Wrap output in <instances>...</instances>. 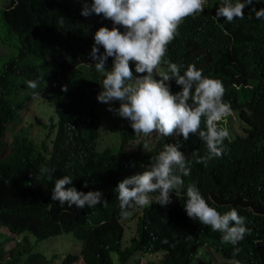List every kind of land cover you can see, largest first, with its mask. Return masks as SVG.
<instances>
[{
  "label": "trees",
  "instance_id": "obj_1",
  "mask_svg": "<svg viewBox=\"0 0 264 264\" xmlns=\"http://www.w3.org/2000/svg\"><path fill=\"white\" fill-rule=\"evenodd\" d=\"M207 1V28L199 16L185 19L165 59L183 65L181 74L195 64L205 77L223 83L224 101L232 108V116L219 125L229 131L224 155L206 166L193 163L191 174L183 178L184 188L170 193L167 206L156 204L158 194L153 193L152 204L129 209L135 222L127 229L131 232L127 237H123L126 218L120 215L115 191L118 183L146 170L168 142L156 133L150 138L135 134L123 118L109 126L98 113L103 104L97 96L104 77L90 66L94 64L91 51L95 32L100 27L111 30L112 22L95 14L81 15L85 3L90 6L92 0L2 1L0 229L5 233L0 232V264H47L32 249L36 242L62 234L78 240L80 248L77 254H66L61 264H140L142 255L158 252L161 259L152 264L227 260L213 233L187 216L184 205L189 184L196 185L209 206L221 214L237 208L264 249V19L256 20L251 11L264 4L259 0L246 6L245 18L229 23L215 18L216 0ZM218 43L222 56L213 52ZM111 67L109 58L106 70ZM30 80L39 82L36 90L27 87ZM169 86L173 94L181 91L174 80ZM40 101L51 105L53 112L46 120L33 116L23 128L20 112L27 103ZM15 125L17 130L9 133ZM36 126L43 133L32 138L28 131ZM112 127L110 135L104 136ZM179 139L188 159L193 152L207 154L198 134L187 142ZM133 140H137L134 148ZM42 166L51 170V180L47 174L41 177ZM64 176L73 179L78 191L102 192L107 205L78 209L52 201L55 181ZM259 246L260 242L252 248Z\"/></svg>",
  "mask_w": 264,
  "mask_h": 264
},
{
  "label": "clouds",
  "instance_id": "obj_2",
  "mask_svg": "<svg viewBox=\"0 0 264 264\" xmlns=\"http://www.w3.org/2000/svg\"><path fill=\"white\" fill-rule=\"evenodd\" d=\"M258 2L259 0H216L215 7L218 9L215 18L219 20L223 17L222 21L229 23L236 18L244 19L245 7ZM207 10V0H92L90 6L85 3L81 12L84 17L95 14L113 24L111 30L100 27L94 35L91 51L94 64L90 66L104 77L97 101L108 105L118 101L119 107H109L108 111L129 121L135 134L149 137L156 133L167 137L168 143L152 158L146 170L118 183L115 191L122 217L132 214L129 209L144 208L152 204L153 193L158 194L156 204L167 206L171 203L170 193H178L184 188L183 178L191 174L193 163L206 166L209 160L224 155V140L229 137V131L219 125L232 116V108L224 101L223 83L205 77L203 70L197 69L195 64H189L181 74L183 65L165 59L168 45L175 39L185 19L199 16L207 28L204 15ZM251 11L256 20L264 19V8L256 10L252 7ZM101 47L103 53L100 52ZM213 52L222 56L219 43ZM109 58H112V67L106 70ZM173 80L181 88L175 94L169 86V82ZM38 83L27 81V87L36 90ZM241 86L251 88L250 84ZM62 91L66 92L67 88H62ZM34 95L39 93L34 91ZM202 123L204 130H201ZM197 134L206 145L207 154L200 156L198 152H193L192 158L188 159L182 151L179 138L182 137V141L187 142ZM44 174H47L49 180L52 179L51 170L42 166L41 177ZM72 184L70 176L56 180L52 201H58L62 205L67 203L69 207L75 205L78 209L107 205L108 202L102 200V192L85 193L78 191ZM186 197L184 207L187 216L205 225L204 230L213 233V240L228 255L227 260L218 257L217 264H264L261 240L250 234L246 218L239 215L237 208L221 214L209 206L194 184L188 185ZM247 234L250 236L246 238ZM258 242V249H253L252 245ZM162 243L168 241L164 240ZM207 251L216 256L221 255L216 251ZM158 253L162 256L161 252Z\"/></svg>",
  "mask_w": 264,
  "mask_h": 264
},
{
  "label": "rangeland",
  "instance_id": "obj_3",
  "mask_svg": "<svg viewBox=\"0 0 264 264\" xmlns=\"http://www.w3.org/2000/svg\"><path fill=\"white\" fill-rule=\"evenodd\" d=\"M3 0H0V5ZM264 4V0H260ZM1 23V21H0ZM3 28L0 24V34L2 35ZM2 37H0V63H1V55H2ZM6 52L9 53L8 50ZM43 101V100H42ZM42 101L40 102H34V103H27L23 110L20 112V115H22V119L19 123L23 128L27 126V123L32 120L33 116H42L41 118L45 119L47 116H49L53 111V108L49 104H45ZM112 107L113 109H116L119 107V102H113L111 105L108 104H103L101 107H98V113L100 116H104L106 118V121L109 122V126H112L113 124H119L122 120L121 117H119L115 112L108 111V108ZM43 112V113H42ZM18 126H14L13 131H16ZM28 134L33 138H35L38 134L42 135V129L40 127H33L29 129ZM109 131L105 133L104 136L110 135V131H113V127L108 129ZM150 138V137H148ZM147 138V139H148ZM111 139V138H110ZM109 139V140H110ZM137 141V140H136ZM136 141L133 140L132 143V148L135 147ZM125 149H131L130 147L126 146ZM135 222V215L131 214L130 216L126 217L125 223L123 225L125 226L126 230L123 233V237L130 236V231L127 230L129 227H132L134 225L133 223ZM0 232L5 233L4 229H0ZM7 236V234H5ZM123 239V238H122ZM29 241H33V239L30 237ZM11 242L8 243V246L10 245ZM80 248V242L73 238L69 234H62V235H57L45 240H41L36 242L35 246L32 249V252H39L41 253L44 258L48 261L47 264H61L63 257L66 254H77L78 250ZM136 255V254H135ZM6 256V254H4ZM140 256V255H139ZM138 256V258H139ZM141 257V256H140ZM159 258H161V254H146L142 255L140 259V264H152L156 262ZM218 260V257H217ZM82 262L78 263L81 264Z\"/></svg>",
  "mask_w": 264,
  "mask_h": 264
}]
</instances>
